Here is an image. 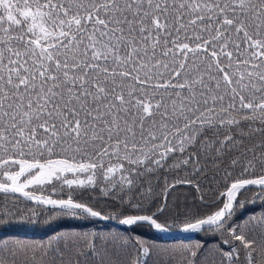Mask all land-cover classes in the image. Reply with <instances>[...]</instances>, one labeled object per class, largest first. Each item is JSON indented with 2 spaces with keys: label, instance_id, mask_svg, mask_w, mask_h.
<instances>
[{
  "label": "snow or ice",
  "instance_id": "1",
  "mask_svg": "<svg viewBox=\"0 0 264 264\" xmlns=\"http://www.w3.org/2000/svg\"><path fill=\"white\" fill-rule=\"evenodd\" d=\"M42 215L214 239L0 238V264H264V0H0V228Z\"/></svg>",
  "mask_w": 264,
  "mask_h": 264
},
{
  "label": "trees",
  "instance_id": "2",
  "mask_svg": "<svg viewBox=\"0 0 264 264\" xmlns=\"http://www.w3.org/2000/svg\"><path fill=\"white\" fill-rule=\"evenodd\" d=\"M207 188V186H205ZM223 188V185L220 186ZM39 194V193H38ZM162 195V193H161ZM201 195L205 196L206 200H212L217 196L216 192L205 191L203 193H197L195 189L190 188L189 186H182L178 190H173L168 195V201L170 204L176 205V210L179 211L184 205L192 208L193 213L199 211L203 213L208 211L206 205L202 204L199 197ZM252 193L248 192L247 197H251ZM223 199V197H220ZM30 203V202H27ZM11 205V202H9ZM23 206V205H22ZM43 209V206H36ZM262 209L260 208V202L257 201L256 204H247L243 218H247L250 214H258ZM54 211L51 208H47V214H51ZM175 216L174 211H169L165 218L169 219ZM237 218H240L238 213ZM118 222L116 220H112ZM171 227L170 229H174ZM80 232H98L101 234H131L134 239H140L147 242L148 244H154L160 248H169L172 249L176 246L182 244H194L197 241L208 240L211 242L214 238L210 235H204L202 233H195L194 236L189 240L183 239H161L152 235L146 228L145 225L133 227L131 229L127 228H118L114 227L109 223L99 222L95 219L84 220L79 217L71 216H55L52 215L50 219H46L44 215L39 217L38 222L36 223H27V222H17L11 226L0 228V238L8 239H18L25 241L27 243H46L50 238L55 235H66L69 233H80ZM169 254H162L161 264L163 260H166Z\"/></svg>",
  "mask_w": 264,
  "mask_h": 264
},
{
  "label": "water",
  "instance_id": "3",
  "mask_svg": "<svg viewBox=\"0 0 264 264\" xmlns=\"http://www.w3.org/2000/svg\"><path fill=\"white\" fill-rule=\"evenodd\" d=\"M22 199V198H21ZM44 207V206H43ZM50 208V206L48 207ZM99 222H103V223H109L111 225H113L114 227H118V228H127V226H123L120 225L118 222L112 221V220H99V219H95ZM147 230L154 235L155 237H159L161 239H183V240H189L191 239L195 233H186L184 231H182L180 228L176 227L174 229H170L168 231H164V232H160L157 231L147 225H145Z\"/></svg>",
  "mask_w": 264,
  "mask_h": 264
}]
</instances>
